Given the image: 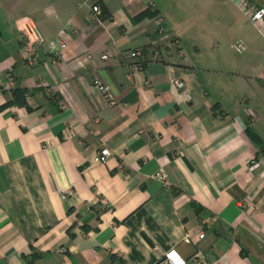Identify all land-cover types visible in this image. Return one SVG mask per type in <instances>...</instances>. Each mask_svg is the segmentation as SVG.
<instances>
[{
  "label": "crops",
  "instance_id": "1",
  "mask_svg": "<svg viewBox=\"0 0 264 264\" xmlns=\"http://www.w3.org/2000/svg\"><path fill=\"white\" fill-rule=\"evenodd\" d=\"M235 2L0 0V264H153L168 249L184 264H264V28ZM29 20L44 38L34 63ZM217 22L247 46L214 67L181 35ZM131 49L143 66L128 77ZM8 78L24 88L11 102Z\"/></svg>",
  "mask_w": 264,
  "mask_h": 264
},
{
  "label": "built area",
  "instance_id": "2",
  "mask_svg": "<svg viewBox=\"0 0 264 264\" xmlns=\"http://www.w3.org/2000/svg\"><path fill=\"white\" fill-rule=\"evenodd\" d=\"M236 5L239 9L245 11L247 14V17L249 20L253 23L258 25L261 28H264V8L263 7H257L256 5H253L249 0H236ZM90 10L93 12L95 16L101 14V9L98 5V3L93 2L90 4ZM159 21L161 20L160 17H158ZM159 33L163 32V29L161 26L158 28ZM21 33L24 38V45L21 48V55L24 60H26L29 63H34L37 61V48L38 46L44 41L43 35L38 31V29L35 27L33 22L29 20L28 22L22 24L21 26ZM174 40V38H173ZM175 43V42H174ZM65 43L61 39H56L55 41H50V49L52 55L59 56L61 49L64 47ZM234 49L241 50L243 49V43L241 41H237L232 44ZM110 52L108 50H105L99 54L101 58H107L109 57ZM141 51L140 49H131L127 52V59H125V64L128 68V77L132 75L133 72L141 70L142 69V63L143 60L140 57ZM172 83L174 86H180L182 85V82L176 78L172 79ZM92 86L99 92V95L104 99L105 103L107 105H113L117 103V98H115L110 92L109 87L107 84H105L101 78L97 75H94L92 77L91 81ZM12 86V80L8 78L5 82L1 84V87L4 89H10ZM110 153L109 149L106 146H101L98 150V159L100 161H105L107 155ZM257 163L253 162L251 167L256 166ZM202 233H200L198 236H201ZM195 260V261H194ZM194 264H201L200 257L196 256V259H193ZM185 260L180 257L173 249H168L162 252V254L159 256L158 260L153 264H184Z\"/></svg>",
  "mask_w": 264,
  "mask_h": 264
},
{
  "label": "rangeland",
  "instance_id": "3",
  "mask_svg": "<svg viewBox=\"0 0 264 264\" xmlns=\"http://www.w3.org/2000/svg\"><path fill=\"white\" fill-rule=\"evenodd\" d=\"M231 7L235 9L236 12L241 14V11L236 9L232 2H229ZM214 10L216 8L214 7ZM211 16V15H210ZM209 20L213 21H221V19L209 17ZM217 23H214L210 26L212 32L205 33V34H182L181 40L184 46L187 48L188 51L191 52L190 46L193 42L202 43L203 49L202 51V58H209L211 60V66L219 67L220 62L223 58L227 59H237L243 50H235L231 44L241 41L244 46H247V41L244 40L245 38L239 33V28L236 26H221ZM251 22V21H250ZM252 24V23H251ZM253 25V24H252ZM250 28V25H249ZM257 37L258 34L256 33ZM244 38V39H243ZM201 45V47H202Z\"/></svg>",
  "mask_w": 264,
  "mask_h": 264
},
{
  "label": "trees",
  "instance_id": "4",
  "mask_svg": "<svg viewBox=\"0 0 264 264\" xmlns=\"http://www.w3.org/2000/svg\"><path fill=\"white\" fill-rule=\"evenodd\" d=\"M95 2H98V1H95ZM99 7L101 9V16L102 17H105L107 15L106 10L104 9V7L102 5L99 6ZM154 13H155L154 10L151 11V12H149L147 10H143V11L137 13L135 17L141 18V17H143L145 15H151V14H154ZM23 91H24V88H22V89L21 88H18V89L17 88H11V94H13V96H12V98L8 102L14 101V94L16 92L23 93ZM192 203L194 204V207H195L194 209H196V210H199L200 209V207L197 204H195L194 202H192Z\"/></svg>",
  "mask_w": 264,
  "mask_h": 264
}]
</instances>
